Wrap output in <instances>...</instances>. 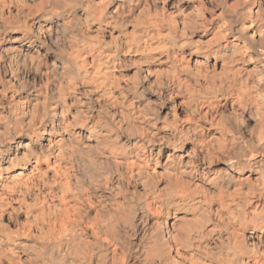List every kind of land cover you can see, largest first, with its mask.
<instances>
[{
    "label": "clouds",
    "instance_id": "9594fccd",
    "mask_svg": "<svg viewBox=\"0 0 264 264\" xmlns=\"http://www.w3.org/2000/svg\"><path fill=\"white\" fill-rule=\"evenodd\" d=\"M0 264H264V0H0Z\"/></svg>",
    "mask_w": 264,
    "mask_h": 264
}]
</instances>
